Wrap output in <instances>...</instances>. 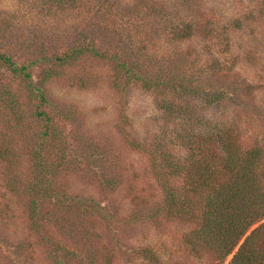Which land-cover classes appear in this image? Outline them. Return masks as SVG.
<instances>
[{
  "label": "trees",
  "instance_id": "trees-1",
  "mask_svg": "<svg viewBox=\"0 0 264 264\" xmlns=\"http://www.w3.org/2000/svg\"><path fill=\"white\" fill-rule=\"evenodd\" d=\"M31 1L37 3L42 15L68 12L78 24L75 28L71 25L68 34L55 36L53 44L42 43L35 50L38 57L24 64H18L7 52H0V69L21 83H28L31 94L39 95L41 101L35 112H25L13 84L0 80V111L6 118H14L13 127L0 130V162L9 174L10 191L17 196H32L27 216L41 234L50 264H114L107 248L100 250L98 242L91 238L95 221H108L113 207L71 195L59 185V178L63 172L79 174L91 169L92 180L112 192L121 183L111 172L112 166L106 163L108 158L99 145L87 142L73 147L69 133L60 129L57 121L61 116L69 119L68 109L58 115L49 112L45 87L32 85L30 71L37 64L46 65L42 81L45 85L48 80L62 77L68 68L89 60L111 66L116 72L114 88L123 94L133 84L147 90H166L171 98L160 101V111L184 122L180 131L172 134L164 129L145 142L131 140L132 147L147 156L163 194V200L156 205L154 201L137 203L132 217L153 225L165 220L184 226L182 243L195 257L208 256L217 264H264V149L260 145L245 147L233 117L225 114L213 118L204 113L241 105L239 87L230 81L215 82L211 78L213 69L202 67L204 62L201 69H195V63L188 64L187 59L185 63L175 56L154 59L151 52L133 50L139 35L150 36L140 30L139 23L127 33L130 42L108 50L105 38L112 31L118 33L116 23L125 20L120 18L123 8L112 0ZM193 1L181 0L183 8L187 7L183 17L182 12L180 17L174 12L162 17L165 34L175 39L216 38L215 24L220 21H213L214 12L211 17ZM249 8L264 10V0H250ZM256 13L250 12L249 18H255ZM233 20L238 24L235 26L241 25V18L236 16ZM217 63H213L215 69ZM89 79L78 77L76 82L85 87L88 81H84ZM195 124L199 129L203 126L204 132L191 129ZM75 135L76 139L80 136ZM25 159L31 165L24 174L19 166ZM15 254L12 264H31ZM143 256L157 260L148 250Z\"/></svg>",
  "mask_w": 264,
  "mask_h": 264
},
{
  "label": "rangeland",
  "instance_id": "rangeland-1",
  "mask_svg": "<svg viewBox=\"0 0 264 264\" xmlns=\"http://www.w3.org/2000/svg\"><path fill=\"white\" fill-rule=\"evenodd\" d=\"M112 1L123 8L120 18L125 17V20L116 23L118 33L112 31L105 41L103 36L108 50L130 42L127 33L139 23L142 26L140 30L150 36L139 35L133 50L151 52L154 59H172L175 56L182 63L187 59L188 64L195 63V69H201L204 62L202 67L213 69L211 78L215 82L230 81L241 90L238 100L241 105L204 113L213 118L225 114L233 117L245 147L260 145L264 149V10L249 8L250 0H194L193 4L200 5L211 17L214 12L213 21H220L215 24L217 36L212 39L200 36L175 39L165 34L162 17L171 12L177 17L182 12L183 17L187 7L183 8L181 0ZM37 7V3L31 0H0V52L9 53L18 64L35 60L38 57L35 50L40 49L42 43L53 44L55 36L68 34L71 25L74 28L78 25L71 13L58 12L47 16L42 15ZM83 11L88 12L87 9ZM255 11V18H249L250 12ZM74 14L78 16L76 12ZM236 16L241 18L240 26H235L233 18ZM50 37L51 40L46 41ZM215 62H218L216 69L213 67ZM46 68V65L37 64L30 71L32 85L45 87L50 101L48 111L58 115L68 109L66 116L70 120L62 116L57 119L60 129L65 128L69 133L73 147L87 142L99 145L108 158L106 163L112 166L111 172L121 183L117 191L112 192L92 180L91 169L79 174L63 172L59 178V185L71 195L91 198L103 206L113 207L108 221L97 220V225L92 226L95 230L91 238L98 242L100 250L103 246L107 248L114 264H217L208 256L195 257L185 248L182 243L184 226L169 224L165 220L153 225L147 220L132 217L137 203L154 201L156 205L158 200H163L147 156L134 149L131 140L145 142L164 129L170 134L180 131L179 126L184 122L164 111L165 116L159 109L160 101L170 99L171 94L162 88L147 90L134 84L127 94H123L114 88L116 72L104 62L84 61L77 67L68 68V74L48 80L43 85ZM194 72L200 74L197 70ZM78 77L90 78L84 81H88L85 87L76 82ZM0 80L13 84L25 112H35L40 106L39 95L34 97L31 94L28 83L14 79L3 68L0 69ZM5 118L0 111L2 131L8 125L9 128L14 125V118ZM193 127L191 129L196 133L204 132L201 130L203 126L200 129ZM75 133L80 135L79 138L76 139ZM26 159L19 166V171L24 174L31 165V161ZM1 163L0 264H12L16 259L15 253L31 264H50L41 243V234L27 216L32 196H17L10 191L7 186L9 174ZM144 250L155 255L157 260L145 259Z\"/></svg>",
  "mask_w": 264,
  "mask_h": 264
}]
</instances>
